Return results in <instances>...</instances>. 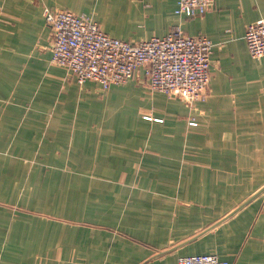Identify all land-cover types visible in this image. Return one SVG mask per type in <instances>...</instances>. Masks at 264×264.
Returning a JSON list of instances; mask_svg holds the SVG:
<instances>
[{
	"label": "crops",
	"instance_id": "obj_1",
	"mask_svg": "<svg viewBox=\"0 0 264 264\" xmlns=\"http://www.w3.org/2000/svg\"><path fill=\"white\" fill-rule=\"evenodd\" d=\"M112 37L179 25L213 42L210 91H152L139 70L106 91L51 63L44 7ZM0 0V264H264V56L247 48L264 0ZM152 115L156 119H149ZM198 121L190 126L188 118Z\"/></svg>",
	"mask_w": 264,
	"mask_h": 264
},
{
	"label": "built area",
	"instance_id": "obj_2",
	"mask_svg": "<svg viewBox=\"0 0 264 264\" xmlns=\"http://www.w3.org/2000/svg\"><path fill=\"white\" fill-rule=\"evenodd\" d=\"M177 5L179 16L196 17L212 9L215 0H177ZM44 17L50 28L51 63L67 69L79 84L92 80L106 91L133 80L142 70L147 88L187 104L205 98L211 89L213 42L204 34L189 35L174 25L163 37L131 41L110 36L92 17L68 8L46 6ZM244 36L252 57H263L264 15L247 24ZM188 120L190 126L198 125L193 117ZM178 264L228 262L204 253L180 256Z\"/></svg>",
	"mask_w": 264,
	"mask_h": 264
},
{
	"label": "trees",
	"instance_id": "obj_3",
	"mask_svg": "<svg viewBox=\"0 0 264 264\" xmlns=\"http://www.w3.org/2000/svg\"><path fill=\"white\" fill-rule=\"evenodd\" d=\"M251 54V53H250ZM76 80V79H75ZM77 82V81H76Z\"/></svg>",
	"mask_w": 264,
	"mask_h": 264
}]
</instances>
